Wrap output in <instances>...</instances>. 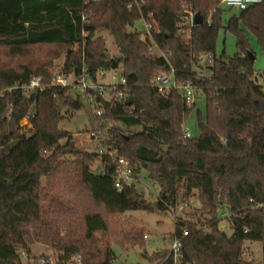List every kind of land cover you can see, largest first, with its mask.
I'll return each instance as SVG.
<instances>
[{
  "label": "trees",
  "instance_id": "16d2710c",
  "mask_svg": "<svg viewBox=\"0 0 264 264\" xmlns=\"http://www.w3.org/2000/svg\"><path fill=\"white\" fill-rule=\"evenodd\" d=\"M221 1L145 0L141 9H130V0H0V50L25 60L17 68L0 65V264H16L19 251L33 242L64 251L66 259L80 256L83 264H116L111 250L100 259L97 231L127 212L177 210L195 192L199 217L175 226V236L188 232L182 264H264V257L260 263L247 260L244 251L247 243L259 242L264 256V87L249 54L255 56L251 37L264 51V1L226 25ZM189 10L205 22L186 38L181 24ZM143 19L158 24L152 39L131 31ZM221 29L236 38L232 58L216 54ZM102 32L113 37L122 59L108 60ZM75 45L80 50L68 51L64 74L80 76L86 69L96 80L102 71L120 70L127 78L126 98L112 104L98 99L107 121L97 130L107 129L104 146L129 161L135 179L145 173L159 185L154 203L136 184L119 192L116 161L78 151L73 136L61 131L60 103L75 111L83 107L71 90L51 87L26 95L22 89L33 77L51 82L52 59L48 53L40 60L37 53ZM153 46L159 55L150 53ZM211 54L209 76L197 78ZM171 69L204 91L207 115L204 122L199 113V138H185L183 127L196 104L188 107L178 91L161 97L155 89L157 75ZM25 119L29 124L22 126ZM96 162L104 172L92 170ZM224 220L231 235L221 229ZM138 239L142 235L128 241ZM167 255L150 260L160 263Z\"/></svg>",
  "mask_w": 264,
  "mask_h": 264
},
{
  "label": "rangeland",
  "instance_id": "374dc122",
  "mask_svg": "<svg viewBox=\"0 0 264 264\" xmlns=\"http://www.w3.org/2000/svg\"><path fill=\"white\" fill-rule=\"evenodd\" d=\"M219 8L224 10V23L233 16L238 15L237 9H231L222 4ZM214 13L211 12L210 17ZM93 18V15H92ZM132 32L147 31V23L145 20H141L136 23L135 27L131 29ZM102 36L107 44L112 55L119 53L117 46L114 43V39L109 33L102 32ZM186 38L189 37V32H185ZM251 45L255 51V64L254 69L258 83L264 87V51L258 45L257 41L251 37ZM80 46L75 45L70 48H50L49 50H41L38 54L41 60L45 54L49 53V57L52 59L53 66L49 69L52 75L63 73V68L66 62L68 51H79ZM0 65L3 67H15L25 62L24 59H13L10 55H6L3 50H0ZM226 53L227 57H234L238 53L237 42L235 36L226 32L225 29H221L219 33L216 54L221 56ZM155 54L159 55V51L155 49ZM37 58V56H35ZM204 70V69H203ZM206 73V71H203ZM104 84L108 83V79L103 81ZM70 96L75 99H80L83 107L81 110H71L66 107L63 102L60 103V110L64 115V119L60 123L61 131L67 132L73 136L76 148L80 152L98 153L100 149L104 147L100 141L91 138L92 133L99 131L97 128L106 124V121L100 120L96 117L95 104L90 105L86 100L85 93L80 89H74L70 92ZM107 97V96H106ZM199 113L203 115V121H206V101L204 99L199 100L196 107L191 112L188 120L184 124V130L192 134L193 138H199L201 136ZM29 124L28 119L22 121V126ZM31 126H29L30 128ZM100 129V128H99ZM126 130V128H124ZM139 130V129H138ZM137 129L128 130L131 132L138 131ZM105 137L108 138L107 129L100 130ZM67 142L66 139L60 141L62 145ZM46 157L49 153L45 154ZM74 164L68 163L67 167L72 168ZM94 172H104V167L101 162H96L92 165ZM136 187L139 193L143 194L149 203H154L158 198L160 187L157 184H153L145 173H143L139 179H136ZM48 180H44V185L47 187ZM48 192L51 196L57 192V180L54 181L53 189L48 187ZM57 197V196H56ZM61 198H68V196L61 195ZM198 193L195 192L191 197L188 205L182 204L177 210L159 213H149L146 211H132L127 212L121 216L111 220L110 228L106 231H97L96 237L101 240L100 259L105 260L107 252L111 250L114 253L116 264H156L157 261L151 262L150 258L154 254L163 253L169 251L172 246V240L175 236V226L179 221H193V218L199 217L198 209H201ZM221 229L228 235L232 234V226L230 221L224 220L221 224ZM142 235L143 239L129 242V237H135ZM148 237V238H146ZM145 246H143V244ZM145 247V248H144ZM245 258L250 261L260 263L263 261V245L259 242L247 243L245 245ZM72 259V258H71ZM51 261L53 264H67L70 259L65 258L64 251L56 249L51 245L33 242L29 245V250L21 249L18 257L16 258V264H40L41 261Z\"/></svg>",
  "mask_w": 264,
  "mask_h": 264
},
{
  "label": "built area",
  "instance_id": "2783aa9c",
  "mask_svg": "<svg viewBox=\"0 0 264 264\" xmlns=\"http://www.w3.org/2000/svg\"><path fill=\"white\" fill-rule=\"evenodd\" d=\"M264 0H222V4L231 9H237L238 11H244L253 7L255 5L261 4ZM145 4V0H130L129 8L133 9L137 7L141 9L142 5ZM187 16L184 19V22L181 24V33L189 32L195 26L194 18L196 12L193 10L187 11ZM151 19L153 14L149 16ZM147 23V31L143 34V38L152 39L153 30H159L158 24L153 21H148L143 19ZM155 46L151 47L150 53L155 54ZM158 50V49H157ZM215 60L214 55H208L203 60V68L198 70L197 78H205L209 76V71L206 69V66L213 65ZM206 73H204V70ZM108 79V83L104 84L103 81ZM155 89L159 96L168 97L174 91H178L182 94L184 103L188 107H193L199 100L204 99V91L196 86L192 80H181L177 77V73L174 69H171L170 72H162L157 75L155 78ZM63 88V89H80L86 95V100L90 105L95 104L96 117L100 120L107 121L105 119V111L98 103V99H103L104 101L112 104L115 101H121L122 99L128 96V80L124 76L123 71H102L97 75V79L93 80L87 70L77 76L76 74H64L59 73L52 76L51 82L47 83L45 78L42 76L33 77L30 84L23 87L26 95H30L32 92L40 91L43 92L48 88ZM107 96V97H106ZM55 98H58L55 96ZM184 137L187 139L193 138L192 134L184 130ZM102 144L106 142L105 137L102 132L96 131L92 133V137ZM100 155H105L111 157L117 163L118 174L116 176V188L119 192H123L126 187H130L133 184H136L137 180L133 176V169L128 160L125 158L119 157L117 151L111 150L109 147L104 146L99 151ZM188 236V232L185 231L182 237L174 236L172 240L171 249L168 251L167 257L163 262H158L156 264H166L170 259L173 260L174 264H182L181 260L183 257L182 248H183V239ZM148 238V237H146ZM40 264H53L51 261L46 262L45 260L41 261ZM67 264H83V260L80 256H75L70 259Z\"/></svg>",
  "mask_w": 264,
  "mask_h": 264
},
{
  "label": "water",
  "instance_id": "95a60500",
  "mask_svg": "<svg viewBox=\"0 0 264 264\" xmlns=\"http://www.w3.org/2000/svg\"><path fill=\"white\" fill-rule=\"evenodd\" d=\"M204 22H205V20H204L203 15L200 12L196 13L195 18H194L195 26H201V25L204 24ZM249 54L251 56V60L252 61H255V59H256L255 56L253 54H251V53H249ZM107 58H108V60H111L113 58V55L111 53H108L107 54ZM114 58H116V59H122L123 56L116 54V55H114ZM30 137H32V135H30L29 138ZM14 146H15V143H13V144L10 145L11 148H13Z\"/></svg>",
  "mask_w": 264,
  "mask_h": 264
}]
</instances>
